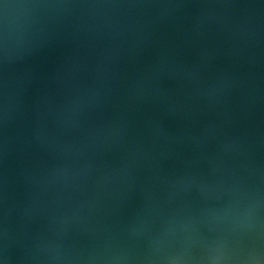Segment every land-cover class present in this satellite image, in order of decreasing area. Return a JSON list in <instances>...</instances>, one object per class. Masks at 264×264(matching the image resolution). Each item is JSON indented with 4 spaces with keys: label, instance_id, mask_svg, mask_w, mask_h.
Returning a JSON list of instances; mask_svg holds the SVG:
<instances>
[{
    "label": "water",
    "instance_id": "95a60500",
    "mask_svg": "<svg viewBox=\"0 0 264 264\" xmlns=\"http://www.w3.org/2000/svg\"><path fill=\"white\" fill-rule=\"evenodd\" d=\"M0 264H264V0H0Z\"/></svg>",
    "mask_w": 264,
    "mask_h": 264
}]
</instances>
